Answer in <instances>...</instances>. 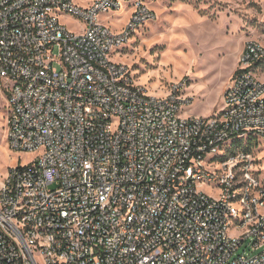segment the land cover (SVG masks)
<instances>
[{
	"label": "built area",
	"instance_id": "obj_1",
	"mask_svg": "<svg viewBox=\"0 0 264 264\" xmlns=\"http://www.w3.org/2000/svg\"><path fill=\"white\" fill-rule=\"evenodd\" d=\"M125 3L119 31L99 21ZM153 20L144 0H0L7 145L33 156L0 185V264H264V46L217 113L183 118L184 82L151 95L111 59Z\"/></svg>",
	"mask_w": 264,
	"mask_h": 264
},
{
	"label": "rangeland",
	"instance_id": "obj_2",
	"mask_svg": "<svg viewBox=\"0 0 264 264\" xmlns=\"http://www.w3.org/2000/svg\"><path fill=\"white\" fill-rule=\"evenodd\" d=\"M154 20L138 30L111 59L130 69L134 81L151 95H164L171 85H186L189 103L183 118H208L222 108L223 92L237 70L249 41L264 46V0H144ZM124 13L99 15V21L119 31ZM67 29L79 32L84 23L63 16ZM6 99L0 95V185L10 168L26 166L33 156L9 149L6 139ZM241 254V250L238 251Z\"/></svg>",
	"mask_w": 264,
	"mask_h": 264
}]
</instances>
